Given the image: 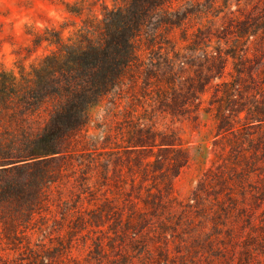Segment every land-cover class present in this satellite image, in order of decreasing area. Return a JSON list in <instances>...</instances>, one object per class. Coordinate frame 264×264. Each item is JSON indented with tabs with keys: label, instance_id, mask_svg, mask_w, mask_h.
<instances>
[{
	"label": "rangeland",
	"instance_id": "rangeland-1",
	"mask_svg": "<svg viewBox=\"0 0 264 264\" xmlns=\"http://www.w3.org/2000/svg\"><path fill=\"white\" fill-rule=\"evenodd\" d=\"M113 6L0 0V73L54 49L32 35L74 38ZM153 10L134 65L54 154L35 138L52 101L0 113V264H264V0Z\"/></svg>",
	"mask_w": 264,
	"mask_h": 264
},
{
	"label": "trees",
	"instance_id": "trees-1",
	"mask_svg": "<svg viewBox=\"0 0 264 264\" xmlns=\"http://www.w3.org/2000/svg\"><path fill=\"white\" fill-rule=\"evenodd\" d=\"M169 1L113 0V8H105L102 19L86 24L74 38L64 40L53 29L32 35L33 45L46 42L54 49L19 80L0 73V113L14 118L18 105L30 110L52 101L55 105L48 120L52 127L35 138L50 144L49 140L56 142L77 130L84 123V112L115 89L134 65L136 39L150 22L153 9ZM53 143L50 154L56 150ZM25 157L18 154L14 162ZM1 160L3 166L13 159Z\"/></svg>",
	"mask_w": 264,
	"mask_h": 264
}]
</instances>
